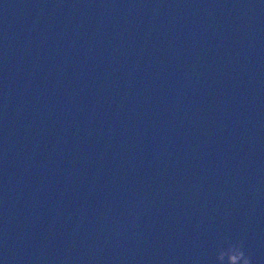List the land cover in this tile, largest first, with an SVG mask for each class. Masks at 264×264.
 Wrapping results in <instances>:
<instances>
[{"label": "water", "instance_id": "1", "mask_svg": "<svg viewBox=\"0 0 264 264\" xmlns=\"http://www.w3.org/2000/svg\"><path fill=\"white\" fill-rule=\"evenodd\" d=\"M264 264V0H0V264Z\"/></svg>", "mask_w": 264, "mask_h": 264}, {"label": "clouds", "instance_id": "2", "mask_svg": "<svg viewBox=\"0 0 264 264\" xmlns=\"http://www.w3.org/2000/svg\"><path fill=\"white\" fill-rule=\"evenodd\" d=\"M214 254V264H252L241 240H232L228 236L219 238Z\"/></svg>", "mask_w": 264, "mask_h": 264}]
</instances>
